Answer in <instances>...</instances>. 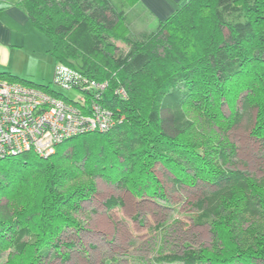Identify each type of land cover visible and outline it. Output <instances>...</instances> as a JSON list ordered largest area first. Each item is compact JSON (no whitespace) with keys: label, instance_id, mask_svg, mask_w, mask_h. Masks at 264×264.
<instances>
[{"label":"trees","instance_id":"1","mask_svg":"<svg viewBox=\"0 0 264 264\" xmlns=\"http://www.w3.org/2000/svg\"><path fill=\"white\" fill-rule=\"evenodd\" d=\"M136 1L23 0L33 26L51 42L54 75L48 82L10 71L0 77L86 113L99 104L114 124L74 132L47 155L31 150L0 157L5 264H44L67 227L83 228L73 214L96 192V176L138 197L167 199L158 164L175 184L213 188L196 203L206 211L197 222L211 225L214 245L167 255V261L264 264V173L234 167L236 146L228 135L253 115L251 133L264 142V0H186L155 27L134 32L125 7ZM60 65L73 72L70 81L57 75ZM117 202L110 197L106 205Z\"/></svg>","mask_w":264,"mask_h":264},{"label":"rangeland","instance_id":"2","mask_svg":"<svg viewBox=\"0 0 264 264\" xmlns=\"http://www.w3.org/2000/svg\"><path fill=\"white\" fill-rule=\"evenodd\" d=\"M117 3L119 5L120 1ZM119 45L127 51L123 43ZM24 53L26 56L15 61L20 69L27 72L26 69L33 68L41 76L46 74L45 82L51 81L55 68L52 53ZM22 74L20 76L25 77ZM52 87L70 97L76 95L75 91L58 85L52 84ZM223 106L228 115L227 105ZM248 117L246 115L235 124L228 134L229 141L236 146L233 163L234 167L261 177L264 173V142L253 137L254 116ZM214 128L218 130V127ZM155 171L167 199L148 194L138 197L103 176L94 177L96 192L91 199L82 202L81 212L73 214L83 228L67 227L59 241L61 247L55 249L52 246L44 264H182L169 262L165 257L173 253L184 254L190 248H212L211 225L197 222L206 211L196 201L213 188L206 184L193 187L175 184L171 174L160 164ZM110 197H116L118 202L109 208L106 202ZM70 242L74 246L65 247V243ZM66 254L69 258L63 259ZM5 263L6 256H3L0 264Z\"/></svg>","mask_w":264,"mask_h":264},{"label":"built area","instance_id":"3","mask_svg":"<svg viewBox=\"0 0 264 264\" xmlns=\"http://www.w3.org/2000/svg\"><path fill=\"white\" fill-rule=\"evenodd\" d=\"M57 75L70 81L73 72L56 67ZM104 89L105 85L92 82ZM114 121L110 113L93 104L86 113L61 98L18 81L0 77V157L34 151L47 155L54 145L74 132L108 130Z\"/></svg>","mask_w":264,"mask_h":264},{"label":"crops","instance_id":"4","mask_svg":"<svg viewBox=\"0 0 264 264\" xmlns=\"http://www.w3.org/2000/svg\"><path fill=\"white\" fill-rule=\"evenodd\" d=\"M184 1L137 0L125 7L127 22L133 31L151 29ZM22 3L23 0H0V71H10L19 76L24 73L28 79L45 81L46 74L41 76L33 68L23 72L24 69L15 62L18 57L26 56V51L47 53L51 47L49 39L31 23Z\"/></svg>","mask_w":264,"mask_h":264}]
</instances>
